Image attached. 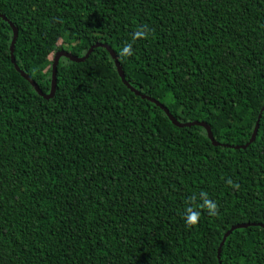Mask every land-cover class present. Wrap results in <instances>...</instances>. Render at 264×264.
I'll list each match as a JSON object with an SVG mask.
<instances>
[{
  "label": "trees",
  "instance_id": "16d2710c",
  "mask_svg": "<svg viewBox=\"0 0 264 264\" xmlns=\"http://www.w3.org/2000/svg\"><path fill=\"white\" fill-rule=\"evenodd\" d=\"M14 63L48 94L54 54H115L126 83L220 144L264 104V0H0ZM137 29L133 55L120 46ZM0 18V264H264V109L245 149L177 128L106 50L59 58L49 99ZM216 213L198 208L200 193ZM186 207L200 211L184 223Z\"/></svg>",
  "mask_w": 264,
  "mask_h": 264
},
{
  "label": "water",
  "instance_id": "95a60500",
  "mask_svg": "<svg viewBox=\"0 0 264 264\" xmlns=\"http://www.w3.org/2000/svg\"><path fill=\"white\" fill-rule=\"evenodd\" d=\"M0 18L4 21V22H7L12 30V39H11V42H10V46H9V51H10V61H11V64L13 65L15 71L25 80L27 81L34 89V91L36 92L37 95L41 96L43 99H49L52 97L53 95V92L55 90V86H56V66H57V62L59 60V58L63 57V58H66L72 62H76V63H80V62H83L85 59H87L88 55L91 53V51L93 49H95L96 47H100L102 46L106 52L109 54L110 58L112 59L113 61V64H114V67H115V70L117 72V75L121 81V83L131 92L133 93L135 96H140L141 99H145L147 100L148 102L154 104L156 107H158L165 115L166 117L168 118V120L170 121V123L177 127V128H189V127H192V126H198V127H201L205 130L206 132V136H207V139L210 141L211 145L214 146V147H218V146H222V147H225V148H229V149H245L249 144H251L254 140H255V137H256V134H257V129H258V120H259V115L261 113V111L264 109V104L262 106V108L260 109V113L257 117V120H256V123H255V126H254V129H253V132L248 140V142L244 145H240V146H234V145H227V144H220L218 142H216L213 138V135L211 133V130H210V127L209 125H207L205 122H198V121H192V122H178L170 113L169 111L167 110V108L161 104L160 102L154 100V99H151L147 96H144V95H140L137 91H135L133 88H131L125 81L124 79V74H123V71L121 69V67L119 66V63H118V60L115 56V54L111 51V49L105 45H101V44H94L92 46H90L88 48V50L86 51L85 55L82 56V57H74L72 55H70L68 52L66 51H60V52H57L54 54V57H53V62H52V66H51V83H50V89H49V93L48 94H43L40 89L36 86V84L24 73L22 72L21 70L18 69V67L16 66V64L14 63V57L12 55L13 53V48H14V43H15V40H16V30L15 28L13 27V25H11L5 17H3L1 14H0ZM248 226H257L259 228H264V223L262 224H236L234 226H231L222 236V240L217 248V259L219 260V257H220V249H221V246L225 240V238L233 231V230H236V229H240V228H246Z\"/></svg>",
  "mask_w": 264,
  "mask_h": 264
},
{
  "label": "clouds",
  "instance_id": "9594fccd",
  "mask_svg": "<svg viewBox=\"0 0 264 264\" xmlns=\"http://www.w3.org/2000/svg\"><path fill=\"white\" fill-rule=\"evenodd\" d=\"M145 31L142 29H137L133 33H131L130 39L127 42H124L120 46V55L122 57H130L133 55V43L138 38H143L145 36ZM198 208H203L207 210L210 215H215L216 213V204L214 201L210 200L206 193H200V204L197 206ZM200 217V211L194 210L192 207H186L184 213V223L186 225H194L198 222Z\"/></svg>",
  "mask_w": 264,
  "mask_h": 264
}]
</instances>
